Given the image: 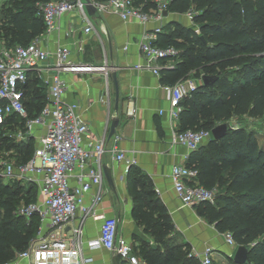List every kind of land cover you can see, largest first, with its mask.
<instances>
[{
  "label": "trees",
  "instance_id": "16d2710c",
  "mask_svg": "<svg viewBox=\"0 0 264 264\" xmlns=\"http://www.w3.org/2000/svg\"><path fill=\"white\" fill-rule=\"evenodd\" d=\"M38 1L44 0L0 2V44L23 45L43 32L42 18L36 14ZM135 2L144 8L154 6L153 0ZM166 11H191L198 32L193 25L177 23L157 37L160 46L177 49L174 57L163 60L160 82L174 84L202 74L217 75L211 86L199 82L180 101L178 128L211 129L243 114L260 117L264 123V0H167ZM21 89L27 116L35 117L45 103V86L30 71ZM6 120L23 128V117L6 115L0 126ZM185 165L196 170L200 185L214 190V202L194 204L196 213L218 232H229L236 245L249 244L248 264H264V149L255 131L239 125L219 139L211 137L188 154ZM126 181L132 217L152 240H141L139 249L131 241L136 254L147 264H200L187 245L177 241L171 217L150 178L130 165ZM18 187V183L4 182L0 175V262L23 249L39 224L35 214L22 222L16 204L7 198L18 193ZM35 192L29 185L23 203L33 201Z\"/></svg>",
  "mask_w": 264,
  "mask_h": 264
},
{
  "label": "built area",
  "instance_id": "2783aa9c",
  "mask_svg": "<svg viewBox=\"0 0 264 264\" xmlns=\"http://www.w3.org/2000/svg\"><path fill=\"white\" fill-rule=\"evenodd\" d=\"M153 1L154 6L145 9L135 0H90L97 12H111L122 20L141 24L154 22L151 28L143 30L137 41L143 61L135 67L159 75L163 60L174 57L177 49L173 45L160 46L154 42L162 30L167 0ZM35 6L36 14L44 24L43 33L56 29L61 15L73 8L83 23L82 36L94 30L83 0H44L36 2ZM186 14L198 32L192 12L187 11ZM83 42L81 38L77 44L79 52L83 51ZM30 71L35 72L45 86V103L35 117L27 116L22 101L21 85ZM110 71L105 61L88 63L72 59L66 44L57 43L53 49H46L39 43V36L26 44L0 49V123L6 115L16 114L24 118L28 132H31L33 124L44 125V131L36 136V145L29 160L17 165L11 160L2 161V177L25 179L37 187L35 199L17 207L16 212L26 219L35 214L39 224L27 245L0 264H86L92 257L85 254V247L104 248L118 254L123 264H147L136 254L130 240L118 233L116 217L94 213L105 192L100 161L104 140L90 132V125L81 116L78 102L64 99L71 84L66 74L99 72L107 79ZM199 82L200 77H189L174 84H162L169 91L170 144H182L188 151L198 149L212 137L210 129H179L174 124L181 108L180 101ZM16 135L21 138L22 131ZM110 150L112 158L121 162L126 172L134 159L128 158L125 151L115 145ZM169 175L182 204L193 206L200 201L214 202V190L197 182L194 168L173 163ZM90 214L101 219L99 234L83 239L82 222ZM74 219H78L77 222L66 230V225ZM224 236L227 243L236 247L229 232H224ZM210 250L206 247L196 254L200 264H211Z\"/></svg>",
  "mask_w": 264,
  "mask_h": 264
},
{
  "label": "crops",
  "instance_id": "0c3cea01",
  "mask_svg": "<svg viewBox=\"0 0 264 264\" xmlns=\"http://www.w3.org/2000/svg\"><path fill=\"white\" fill-rule=\"evenodd\" d=\"M88 17L94 30L85 37L81 31L83 23L77 10L73 8L61 15L56 29L39 35V43L49 50L57 43L66 44L70 48L72 59L88 63L105 61L111 71L116 73L118 87L116 110L114 87L109 76L105 79L99 72L66 74L71 84L65 91L64 99L78 102L81 116L90 125V132L96 137L103 138L101 166L110 167L114 181L112 190L103 179L105 192L94 208V213L116 217L118 233L124 235L130 242L133 234L138 232L146 234L132 217V197L126 181L127 171H124L121 162L118 163L111 156L110 149L115 145L123 149L128 158L134 159L131 163L134 171L146 174L150 178L153 189L171 217L177 241L185 243L194 255L210 247L211 264H227L235 246L227 243L224 232H218L213 224L199 216L192 205L182 204L172 187L170 166L173 163L186 164L191 151L182 144H170L171 121L167 111L169 91L162 87L159 75L148 69L135 67V64L143 61L137 41L143 30L151 28L154 22L141 24L132 20H122L111 12L95 11L91 15L88 14ZM177 23L192 26L186 12L166 11L162 20V30L156 35V39L162 33L170 32ZM81 38L84 41L83 51L79 52L77 44ZM2 47L0 44V49ZM159 109L162 111L159 112ZM112 118L117 119V124L114 133L109 136ZM12 123L13 121L6 120L4 124H8L10 128ZM174 124L178 127V118L174 120ZM22 129V137L18 138L16 135L17 138L12 141L8 150H5L9 153L6 160H11L14 165L19 164L22 159L27 161L32 157L36 136L44 131V125L33 124L31 132H28L23 124ZM2 179L6 183L17 181L20 186L17 188L18 193L24 196L29 185H32L37 195V187L25 179L15 177ZM77 220L70 221L66 225V230ZM100 222V218L91 214L85 217L82 222L83 239L96 237L99 234ZM84 252L92 257L86 264H113L114 253L104 248L85 247Z\"/></svg>",
  "mask_w": 264,
  "mask_h": 264
},
{
  "label": "water",
  "instance_id": "95a60500",
  "mask_svg": "<svg viewBox=\"0 0 264 264\" xmlns=\"http://www.w3.org/2000/svg\"><path fill=\"white\" fill-rule=\"evenodd\" d=\"M84 8L88 14H93L95 12L94 5L90 2V0H83ZM110 77V80L112 81L113 87H114V109H117L118 104V87H117V81H116V73L115 71H111L108 75ZM217 77V75H211V74H202L201 75V83L207 86H211L214 79ZM117 124V119L112 118L110 120L109 124V132L108 135H112L115 130V126ZM236 126H232L228 121H222L217 124H215L213 127H211V135L213 139H219L223 135H225L228 131L234 129ZM102 168V174L103 178L106 181L107 185L114 190V181L111 174L110 167H107L105 165L101 166ZM250 245L249 244H238L236 245L233 255H232V262L236 264H248L250 262L248 251H249ZM112 263L113 264H120V259L118 254H115L112 256Z\"/></svg>",
  "mask_w": 264,
  "mask_h": 264
},
{
  "label": "rangeland",
  "instance_id": "374dc122",
  "mask_svg": "<svg viewBox=\"0 0 264 264\" xmlns=\"http://www.w3.org/2000/svg\"><path fill=\"white\" fill-rule=\"evenodd\" d=\"M3 0H0V2ZM32 87V84L28 86V97H30V88ZM232 126H243L245 128H250L253 129L257 135V140L258 144L263 147L264 149V123L262 122V119L260 117H255V116H250L248 114H243V115H235L232 116L229 120H227ZM19 130L23 131L22 126L17 125V126H11L9 128L8 124H4L0 126V164L2 165V161H5L8 156V152H5L7 149V146L15 140L16 133L19 132ZM14 186L17 184L15 182ZM32 189V188H31ZM33 192V189L31 190L30 193ZM28 193L24 196L22 193H16L13 194V196H7V198L11 199L15 204L16 207L21 206L23 203V200L25 197H27ZM26 221L25 218L22 219V222ZM134 238H131L132 244L136 246L139 249V244L140 241H149L151 242V238L147 234H142L141 232H138V234H134ZM232 257L230 256V260ZM228 263L230 264V261L227 260Z\"/></svg>",
  "mask_w": 264,
  "mask_h": 264
}]
</instances>
